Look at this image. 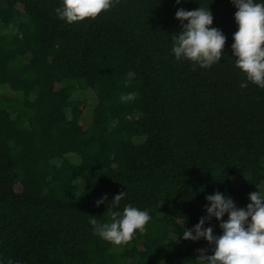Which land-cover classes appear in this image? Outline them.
<instances>
[{
  "label": "trees",
  "instance_id": "1",
  "mask_svg": "<svg viewBox=\"0 0 264 264\" xmlns=\"http://www.w3.org/2000/svg\"><path fill=\"white\" fill-rule=\"evenodd\" d=\"M62 3L0 0V264H200L214 244L183 233L207 217L206 197L220 192L246 209L250 193L264 194V88L235 65L238 9L119 0L68 24L55 12ZM199 7L227 37L210 68L172 52L175 13ZM121 192L112 210L131 205L151 221L116 246L89 219L110 222ZM220 222L204 228L222 235Z\"/></svg>",
  "mask_w": 264,
  "mask_h": 264
},
{
  "label": "clouds",
  "instance_id": "2",
  "mask_svg": "<svg viewBox=\"0 0 264 264\" xmlns=\"http://www.w3.org/2000/svg\"><path fill=\"white\" fill-rule=\"evenodd\" d=\"M238 11L235 21L238 30L233 34L232 52L236 57V67L246 75L251 83L264 88V3L255 0H231ZM119 0H63L62 6L55 9L57 16L68 24L95 20L109 11ZM177 4L181 0H176ZM176 19L181 21L182 31L172 35V52L177 61L189 60L193 65L210 68L221 60L227 37L212 27L213 14L208 8L186 11L178 9ZM184 21H187L185 24ZM127 86V85H126ZM246 88V83L240 84ZM135 93L121 97L122 101L135 99ZM125 192L116 195L108 207L110 222L99 223L91 216L89 223L94 233L103 240L116 246L129 244L135 234H144L151 216L146 211L127 205L123 212L114 211ZM246 209L237 208L231 198L220 192L209 195L206 200L207 217L200 219L194 229L185 230L183 239L197 241L204 238L214 244L212 255H206V249L200 250L197 260L200 264H264V194L260 191L249 194ZM107 196L97 200L99 206ZM227 213V221L223 217ZM215 217L221 221L222 235L213 234V228H204L205 221ZM250 218V219H249ZM195 232V235H193ZM8 264H13L11 260Z\"/></svg>",
  "mask_w": 264,
  "mask_h": 264
},
{
  "label": "rangeland",
  "instance_id": "3",
  "mask_svg": "<svg viewBox=\"0 0 264 264\" xmlns=\"http://www.w3.org/2000/svg\"><path fill=\"white\" fill-rule=\"evenodd\" d=\"M19 8L22 10V6H19ZM88 95H90V93L88 91L87 92H83L81 97L88 96ZM89 110H92V108H87V111H86V113H85V115L83 117V120H82L84 125H87L89 119L91 118V111H89Z\"/></svg>",
  "mask_w": 264,
  "mask_h": 264
}]
</instances>
